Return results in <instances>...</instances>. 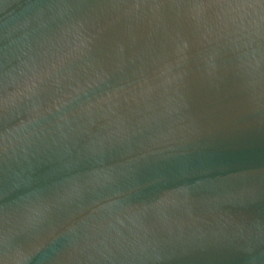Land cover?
<instances>
[{"label": "water", "instance_id": "water-1", "mask_svg": "<svg viewBox=\"0 0 264 264\" xmlns=\"http://www.w3.org/2000/svg\"><path fill=\"white\" fill-rule=\"evenodd\" d=\"M0 264H264V0H0Z\"/></svg>", "mask_w": 264, "mask_h": 264}]
</instances>
